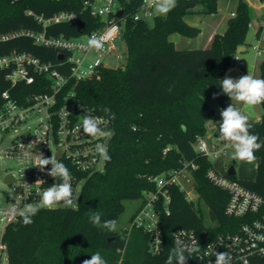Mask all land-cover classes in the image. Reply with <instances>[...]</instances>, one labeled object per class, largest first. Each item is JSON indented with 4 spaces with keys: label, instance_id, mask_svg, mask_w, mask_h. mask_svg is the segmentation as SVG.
<instances>
[{
    "label": "trees",
    "instance_id": "trees-1",
    "mask_svg": "<svg viewBox=\"0 0 264 264\" xmlns=\"http://www.w3.org/2000/svg\"><path fill=\"white\" fill-rule=\"evenodd\" d=\"M121 1L124 20L115 21L122 27L126 46L124 65L102 67L90 79L73 86L83 104L109 119L105 108L115 114V119H110L111 159L105 161L103 171L87 176L75 207H41L32 224L25 226L19 216L5 227L1 243L7 264H76L90 259L97 251L107 264L112 263L117 248L123 245L122 234L93 225L90 216L99 213L102 223L109 219L118 221L125 201L142 200L146 193L156 190V178L173 170L190 172L194 189L206 205L208 219L218 225L215 232L229 230L234 222L224 215L227 191L207 178L212 163L193 144L197 137L204 136L206 122L218 111L211 101L220 109L232 104L222 93L220 81L237 49L247 45L251 22L248 4L238 0L234 13L227 19L225 32L216 35L209 48L179 50L170 40L172 34L194 38L200 32L188 25L184 17L214 14L218 0H177L173 10L155 15L152 24L133 18L141 9L142 0ZM191 1H196V5L188 8L186 4ZM62 11L73 12L75 20L46 26L48 37L79 38L105 24L84 8L83 0H0V35L42 32L43 26L36 17L47 19ZM11 52L30 53L58 67V51L35 44L25 35L0 43V55ZM259 70L264 79V60ZM8 87L6 83L1 86L2 90ZM249 124L250 132L264 142V115L259 123ZM133 125L137 130H133ZM254 155L258 159L254 180L237 179L235 175L229 178L264 194V147ZM230 166L234 167V161ZM170 197V214L161 217L164 251L160 256H150L141 244L143 232L133 230L127 247L132 259L128 258V264H166L174 247L175 230L200 231L206 227L204 212L187 201L179 187L170 188Z\"/></svg>",
    "mask_w": 264,
    "mask_h": 264
},
{
    "label": "built area",
    "instance_id": "built-area-1",
    "mask_svg": "<svg viewBox=\"0 0 264 264\" xmlns=\"http://www.w3.org/2000/svg\"><path fill=\"white\" fill-rule=\"evenodd\" d=\"M83 6L91 15L105 22L102 28L87 36L56 38L46 35V26L75 20L73 12L65 11L47 19L36 17L43 26L42 32L19 31L0 35V43L10 37L25 35L35 44L55 49L58 51L59 67L41 61L30 53L0 55V135L16 134L0 152V172L4 177L10 175L13 179L11 184H15L12 202L0 209V221L3 222L1 235L8 224L18 219L19 211L26 204L39 202L43 190L60 182L47 175L51 165L46 167L45 172L35 167L40 154L45 157L57 156L68 167L73 177V192L78 197L87 176L104 169L105 160L95 151V145L102 143L108 151L113 135L112 123L106 116L83 104L76 97L73 86L90 79L100 68L106 67L103 57L114 54L116 59H121L116 53L115 43L121 36L122 27L115 21V14L122 10L120 20L123 21L124 10L121 0H83ZM155 15L151 4L142 0L141 9L133 18L150 20ZM261 25L264 27V16ZM93 35L102 39L103 48L99 51L87 45L88 38ZM254 50L256 56L264 55V48L256 45ZM60 56L62 59H59ZM245 69L246 64L236 53L226 73L235 70L243 76L246 75ZM3 83L10 87L2 90ZM220 110L213 118L216 128L213 140L208 142L204 136H199L193 144L194 149L210 161L216 158L224 160L230 148V142L223 140L219 133L222 120ZM86 114L109 120L107 125H102L105 132L103 137L89 136L82 129L77 130ZM224 165L222 174L212 166L206 175L212 183L228 193L224 215L234 221L229 225V230L215 232L218 225L211 222L200 231L175 230L172 240L175 243V239L180 237L187 245L196 242L199 251L190 255L187 264H214L217 251L229 253L231 264H264V194L229 178L226 174L229 164ZM192 168L196 167L192 165ZM155 182L156 190L144 195L140 207L130 219L129 227L119 232L123 245L117 248L116 258L109 264H128L131 252L128 253L127 247L133 230L143 232L141 244L146 246L150 256H160L164 251L161 217L170 214V188L179 187L189 202L195 203L198 197L190 172L186 169L173 170L156 178ZM187 185L194 192V198ZM76 204L77 201L71 207ZM57 206L65 207L62 203ZM3 252L6 251L0 238V258ZM186 255L189 253L186 252Z\"/></svg>",
    "mask_w": 264,
    "mask_h": 264
},
{
    "label": "clouds",
    "instance_id": "clouds-1",
    "mask_svg": "<svg viewBox=\"0 0 264 264\" xmlns=\"http://www.w3.org/2000/svg\"><path fill=\"white\" fill-rule=\"evenodd\" d=\"M147 2L160 15H166L177 6V0H147ZM87 45L97 51L103 48L102 39L95 35L88 38ZM220 88L222 93L231 100L241 102L249 107L264 103V79L255 78L249 72L238 79L225 77L220 81ZM213 98L215 99L216 97L214 96ZM103 111L108 114L110 119H115V114L111 112V109L105 108ZM220 115L222 120L219 123V133L223 140L230 142L233 149V159L252 162L255 159V151L264 147V142L260 141L258 135L250 132L249 117L233 104H230L226 109H221ZM107 123H109V120L86 114L77 130L82 129L89 136L103 137L105 132L102 125H107ZM132 127L133 130H137L134 125ZM181 127L183 128L184 126L181 125ZM95 151L103 160L109 161L111 159L104 144L97 143ZM48 165H51V168L47 175L60 182H55L43 190L38 205L26 204L19 211V216L25 226L34 222L32 218L40 211L41 207L52 210L61 203L65 207H71L79 198L73 192V177L68 167L60 159H57V156L45 157L40 154L35 161V167H38L40 172H45ZM90 221L93 225L100 226L109 232L117 230V221L115 219L105 220L102 223L99 213H93L90 216ZM198 251L199 248L196 246L195 241H193L192 245H187L180 237H177L174 247L167 256L166 264H187L190 255ZM186 252L189 255H185ZM231 261L232 257L229 253L219 251L215 253L214 264H231ZM82 264H107V261L97 251L91 255L90 259H84Z\"/></svg>",
    "mask_w": 264,
    "mask_h": 264
},
{
    "label": "rangeland",
    "instance_id": "rangeland-1",
    "mask_svg": "<svg viewBox=\"0 0 264 264\" xmlns=\"http://www.w3.org/2000/svg\"><path fill=\"white\" fill-rule=\"evenodd\" d=\"M229 0H220L218 3V10H225L227 7V2ZM255 3L257 0H252ZM259 1V0H258ZM199 7V6H197ZM154 13L157 14L155 9ZM257 14V10L255 8H252L250 11L251 15V20H255V16ZM149 24H152V19L149 20ZM249 32L247 33V41L251 43V46H249L247 52L239 53V57L243 60H245L246 66L252 64L254 61L258 62L260 59L264 58V55L260 56H255V50H254V45L256 44L255 36H254V31H253V25H249ZM178 38H182L178 34H172L170 36V40L174 41L177 40ZM184 40V39H183ZM116 47V53L121 56V59H116L115 55H108L102 58V61L104 62L105 66L108 68H117L125 63V53H126V46L125 42L123 40V36L119 37V39L115 43ZM248 67V66H247ZM256 106V114L261 115L262 114V109L260 104L255 105ZM16 134H13L12 132L9 133L6 136L0 135V152L7 147L11 139L15 136ZM232 152L233 149L230 147L228 149V152L226 153L225 159L222 160L221 158H216L211 161L212 165L216 169V171L220 174L224 172V163L230 164L234 161V168H235V177L237 179L241 180H254L256 176V166L258 164V159L255 158L252 162H246V161H240L237 159H233L232 157ZM1 161V159H0ZM4 174L3 172H0V209L8 206L13 198H14V187L15 184L11 183H5L3 181ZM187 189L191 190L190 185H187ZM192 197L194 198V192L191 190ZM140 199L138 200H127L124 202V211L120 215L118 221H117V232H122L124 229H127L129 227L130 219L131 217L135 214V212L138 210V208L141 205ZM39 202L35 203L34 205H38ZM195 204L198 206L201 212H204V219L206 226H209L211 224L210 220L208 219L207 216V209L205 203L202 201V199L199 197L196 198ZM3 229V222L0 221V238H1V232ZM0 264H7V255L6 252L2 253V256L0 258Z\"/></svg>",
    "mask_w": 264,
    "mask_h": 264
},
{
    "label": "crops",
    "instance_id": "crops-1",
    "mask_svg": "<svg viewBox=\"0 0 264 264\" xmlns=\"http://www.w3.org/2000/svg\"><path fill=\"white\" fill-rule=\"evenodd\" d=\"M219 1L220 0H218L217 2V12L214 14H210V15L192 14V15H187L184 17V20L188 25L199 28L200 32L194 38H187V37H183L180 35L182 38H178L177 40L172 41L176 49H179V50L207 49L211 46L212 40L216 35H222L225 32L226 27H227V19L234 13L238 0H229L227 2V7L225 8V10H218V3H220ZM245 1L249 6L250 11L252 8H255L257 10L255 20L253 19L250 22V26L253 25V31H254V36L256 40V44L254 46L258 45L261 48H264V27H262L261 25V18L262 16H264V2H262L261 0L259 1L257 0L256 3L252 0H245ZM259 30H261L260 35L259 37H257V32ZM246 43L247 45L243 46L244 47L243 52H247L249 46H251V43L247 41V39H246ZM238 54L239 53H237V55ZM241 60L244 61L245 63V60L243 59ZM262 60H264V58L260 59L258 62L254 61L252 64L247 65L248 67L246 66V69H245L246 74L249 72V74L253 75L255 78H260L259 65ZM225 77H231L233 79H238L241 77V75H239L235 70H233L231 72L225 73ZM232 104L235 107L239 108L244 114H246L249 117V122L259 123L261 121L262 114L257 115L255 113L256 106L249 107L235 100H232ZM211 106L217 110L220 109V107L217 105V103L214 100L211 101ZM205 129H206V132L204 134V138L208 142H211L213 140L215 130H216L213 119H210L206 122ZM230 147H231V144H230Z\"/></svg>",
    "mask_w": 264,
    "mask_h": 264
},
{
    "label": "water",
    "instance_id": "water-1",
    "mask_svg": "<svg viewBox=\"0 0 264 264\" xmlns=\"http://www.w3.org/2000/svg\"><path fill=\"white\" fill-rule=\"evenodd\" d=\"M186 5H187L188 8H192V7H194V6L196 5V1H191V2L187 3ZM121 16H122V10L118 11V12L115 14V18H117V19H120ZM243 49H244V47H240V48H238V49H237V53H242V52H243ZM59 59H62V56H60ZM260 106H261V109H262V115H264V103H261ZM212 113H213V111H212ZM226 174H227L228 176L235 175V168H234L233 166H230V167L228 168ZM3 181H4L5 183H11V182H13V179H12V177H11L10 175H8V176H5V177L3 178Z\"/></svg>",
    "mask_w": 264,
    "mask_h": 264
}]
</instances>
